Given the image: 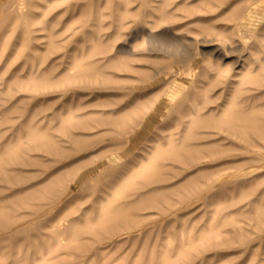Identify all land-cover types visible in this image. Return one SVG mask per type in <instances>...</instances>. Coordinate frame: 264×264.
I'll list each match as a JSON object with an SVG mask.
<instances>
[{"label":"rangeland","instance_id":"1","mask_svg":"<svg viewBox=\"0 0 264 264\" xmlns=\"http://www.w3.org/2000/svg\"><path fill=\"white\" fill-rule=\"evenodd\" d=\"M0 264H264V0H0Z\"/></svg>","mask_w":264,"mask_h":264},{"label":"bare ground","instance_id":"2","mask_svg":"<svg viewBox=\"0 0 264 264\" xmlns=\"http://www.w3.org/2000/svg\"><path fill=\"white\" fill-rule=\"evenodd\" d=\"M260 1H261V0H260ZM2 5H3V4H2ZM31 6H32V5H31ZM15 7H16V6H15ZM1 9H2V8H1ZM248 13H249V12H248ZM242 17H243V16H242ZM242 17H241V18H242ZM249 17H250V16H249ZM44 57H45V56H44ZM78 65H79V64H78ZM45 77H46V76H45ZM42 79H44V78H42ZM42 79H41V80H42ZM42 81H43V80H42ZM42 81H41V82H42ZM36 82H38V81H36ZM36 82H34V83H36ZM39 82H40V81H39ZM41 82H40V83H41ZM66 83H67V82H66ZM252 108H253V107H252ZM252 112H253V111H252ZM254 112H255V111H254ZM262 112H263V111H262ZM221 117H222V116H221ZM209 118H210V117H209ZM201 120H202V119H201ZM203 120H204V119H203ZM221 120H222V119H221ZM213 121H214V120H213ZM218 121H219V120H218ZM67 122H68V121H67ZM197 122H198V121H197ZM215 122H216V121H215ZM204 123H205V122H204ZM221 123H222V122H221ZM196 124H197V123H196ZM123 125H124V124H123ZM235 129H236V128H235ZM237 129H238V128H237ZM30 133H31V132H30ZM28 137H29V136H28ZM31 137H32V136H31ZM45 139H46V138H45ZM18 140H19V139H18ZM16 142H17V141H16ZM179 148H180V147H179ZM13 154H14V153H13ZM157 154H158V153H157ZM151 157H153V156H151ZM136 175H137V174H136ZM144 178H145V177H144ZM146 178H147V177H146ZM126 187H127V186H126ZM124 188H125V187H124ZM120 189H121V188H120ZM118 191H119V190H118ZM128 209L130 210V208H128ZM128 209H127V210H128ZM115 215H116V214H115ZM121 215H122V214H121ZM121 218H122V217H121Z\"/></svg>","mask_w":264,"mask_h":264}]
</instances>
